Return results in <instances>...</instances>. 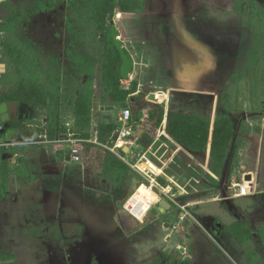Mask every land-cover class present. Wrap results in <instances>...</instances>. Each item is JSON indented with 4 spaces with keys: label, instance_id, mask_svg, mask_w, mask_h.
I'll return each mask as SVG.
<instances>
[{
    "label": "rangeland",
    "instance_id": "1",
    "mask_svg": "<svg viewBox=\"0 0 264 264\" xmlns=\"http://www.w3.org/2000/svg\"><path fill=\"white\" fill-rule=\"evenodd\" d=\"M107 1L0 0V92L33 83L47 97L43 107L24 101L19 109V121L42 127L27 124L0 136V253L18 264H264V0H138L141 11L115 16L133 61L121 88H135L157 104L162 101L150 95L164 92L167 101L176 97L177 110L209 121L215 115L207 107L200 113L190 108L189 97H221L235 139L215 174L210 157L177 142L166 145L162 136L149 150L155 137H142L136 143L146 150L137 148L135 156L132 149L127 160L143 176L131 170L116 187L126 190L121 197L100 200L85 191L93 185L81 186V168L65 159L66 140L81 138L69 130L61 137L60 125L74 123L77 94L90 83L89 73L87 139L98 144L85 146L101 163L117 157L110 150L114 135L98 131L102 125L122 130L119 120L129 108L110 100L103 81L113 46L109 30L102 34L92 15ZM108 106L114 111H102ZM138 123L131 118L126 126L142 135L145 127ZM3 154L11 158L2 161ZM150 181L173 194L181 190L175 201L191 205L193 218L178 219L174 204L164 212L155 206L143 218L157 199L146 187L147 201L135 195L130 207L143 219L131 215L127 199ZM238 184L263 188L236 199ZM238 225L250 232L241 242L235 239Z\"/></svg>",
    "mask_w": 264,
    "mask_h": 264
},
{
    "label": "trees",
    "instance_id": "2",
    "mask_svg": "<svg viewBox=\"0 0 264 264\" xmlns=\"http://www.w3.org/2000/svg\"><path fill=\"white\" fill-rule=\"evenodd\" d=\"M139 11H141V3L138 0L132 2L109 0L100 8L94 10L92 15L93 21L97 24L102 34L105 33V30H109L110 41L113 46V53L108 55V62L104 66L103 73V81L108 89L110 100L114 103L122 104L124 107H129L133 121H138L139 125L145 127L142 135H139V131L141 130H133L126 145L132 150L137 146L136 142L142 137H144L143 139H148L146 141H152L158 130L162 127L164 133L170 139L179 143L187 150L210 157L215 163V174H218L235 136L234 125L230 118L224 117L215 121H209L196 116L188 110L168 109L164 103L157 104L148 101L146 99L147 95L138 92L135 88L129 91H124L121 88V83L124 80L121 75L123 61L116 50L112 37V28L115 27V16H118L119 13ZM10 55L11 48L8 50V58H10ZM88 76L90 83H92L93 76L89 75V73ZM90 83L86 85L87 88L85 87L77 94L72 128L67 129L65 126L66 122L63 126L60 125L61 137L65 136L69 130L73 132V135L81 139L88 138L89 134L87 130L90 129L92 122V86ZM149 98L153 101H163L164 99L162 96L154 97L153 95H150ZM24 101L33 103L37 107H43L46 105L47 97L45 91L33 83H22L16 91L9 94L0 92V105L8 103L9 105H17L20 107ZM18 118L17 116L7 123L0 125L1 137H6L10 133L13 134L23 130L25 125L30 122L19 121ZM117 130L118 128L115 125H102L98 131L100 136L104 138L109 135H114L113 140H115L119 132ZM121 152L123 155H127L123 151ZM8 158H11V156L3 154L1 160L6 161ZM103 166V176L116 183L123 182L128 172L132 170L123 161L111 155L105 158ZM3 198H0V201ZM157 207L160 212L167 211L163 210L161 206ZM173 207L175 208L176 206L173 205ZM176 210L178 212V219H180V210L177 207ZM237 227L241 233L235 232L236 241L241 242L242 239L250 236L248 229L241 225ZM0 263L18 264L13 256L4 253H0Z\"/></svg>",
    "mask_w": 264,
    "mask_h": 264
},
{
    "label": "built area",
    "instance_id": "3",
    "mask_svg": "<svg viewBox=\"0 0 264 264\" xmlns=\"http://www.w3.org/2000/svg\"><path fill=\"white\" fill-rule=\"evenodd\" d=\"M1 52V50H0ZM2 55V54H1ZM1 58V57H0ZM132 118V113L129 108H127L125 111H123V114L120 118V122L125 124L122 130L118 132L116 140H114L115 143V149H110L121 161H123L125 164H127L134 172H137L143 176L142 171L138 168V164H133L129 160H127V157L129 155H123L120 150L121 144H127L128 138L133 132V129L130 127L128 128L126 125L130 122ZM72 123L70 121H66L65 126L68 129L71 127ZM1 130V128H0ZM69 145L68 151H70L71 156V163L76 164L82 168H91L94 164V161L96 158L93 156L92 152L85 146L86 143H93L98 144L96 141H93L91 139H75L70 136L69 139L66 140ZM132 154V153H131ZM135 156H140V153L136 154ZM140 187H146L148 188L156 197L157 199L148 207V210L144 214L143 218H145L149 212L155 207L160 206L161 201H165L172 205L174 204L177 208L180 210V220L185 221L189 218H193L191 213L188 210V206L180 205L177 201H175L176 194H173L171 189L159 186L155 181H150V185L143 184ZM140 189V188H139ZM139 189L136 191V193L127 201L125 205V209L133 215L135 218L140 220L133 211L128 207L130 202L133 201V198L138 193ZM253 191V188L248 186L247 184H238L237 190H236V197L239 198H245L248 197ZM137 203V201L135 202ZM142 218V219H143Z\"/></svg>",
    "mask_w": 264,
    "mask_h": 264
},
{
    "label": "crops",
    "instance_id": "4",
    "mask_svg": "<svg viewBox=\"0 0 264 264\" xmlns=\"http://www.w3.org/2000/svg\"><path fill=\"white\" fill-rule=\"evenodd\" d=\"M196 38V37H195ZM155 84H152L151 86H155ZM166 85H167V82L164 81V88L166 89ZM161 94H163V96L165 97L162 101V104H166L167 108H174L176 109V107H174V103L176 102V97H168L169 98V101H167V94L164 93V92H161ZM169 96V95H168ZM189 100L191 101V104H190V108L196 110L197 112H201L205 109V107H207V110L211 113V114H214L215 116H213V118H211L212 120L210 121H215V120H218L220 118H224L225 116V112L226 110L222 109L221 107V97H189ZM173 102V106L171 105ZM15 105L12 107L11 111H12V116L15 115ZM18 107V114H19V109L20 107ZM182 110V109H181ZM107 113V111H104ZM222 114V116H220ZM101 116V115H100ZM104 116V115H102ZM198 116V115H196ZM217 116H220L218 119H216ZM200 117V116H199ZM231 116L229 115V117L227 118H230ZM161 136L163 138H165V143L166 145H169V144H176V142L172 139H170L163 131L162 127L158 130L157 134L155 135V140H154V143L152 144V146L149 148L152 149V148H156L155 146L159 144V142H161ZM235 139V138H234ZM233 139V141H234ZM233 141L231 143V145L233 144ZM138 148H141L143 151L146 150V148L143 146H136ZM158 148V147H157ZM137 149L134 148V151L135 153H138L136 151ZM148 150V151H149ZM132 151V152H134ZM68 162V161H67ZM66 162V163H67ZM72 165H75L79 168H81V171H82V176H81V186L83 187H86L88 183H90L91 185L94 186V188H92V190L90 189H85V191H87L88 193H91L92 195L96 196L97 199H100L103 198V197H106L109 198L110 200H113V196L114 195H119L121 197V195L126 191L125 189H119V188H116L118 187V185H121L123 184V182L121 183H116V182H113V181H110L108 178L104 177L103 176V161L101 163V161H97L95 160L94 161V164L91 168H82L76 164H73L71 162H68ZM242 168H246L245 166H243ZM99 176V177H98ZM100 180V181H99ZM172 182V181H171ZM111 184L113 187L112 189H105L103 188V186L101 187L100 185H107V184ZM79 184H80V181H79ZM89 184V185H90ZM215 186V185H213ZM263 188V186L260 184L259 186H256V185H252V188H253V191L252 193L259 188ZM100 188V189H99ZM125 188V186L123 187ZM136 193V192H135ZM134 193V194H135ZM133 193L129 196V198L127 199V201L134 195ZM177 194H183L181 190H179V192L176 193V196ZM127 195V194H126ZM124 195V197L126 196ZM138 199L140 200V203H143V201H147V194L144 192L143 190V187H140L138 193L136 194ZM234 198L238 199L239 197H236L234 196ZM246 198V197H245ZM127 203V202H126ZM126 205V204H125ZM124 205V206H125ZM133 206V203L130 202L129 204V208ZM189 208L191 205H187ZM142 220V219H140Z\"/></svg>",
    "mask_w": 264,
    "mask_h": 264
},
{
    "label": "water",
    "instance_id": "5",
    "mask_svg": "<svg viewBox=\"0 0 264 264\" xmlns=\"http://www.w3.org/2000/svg\"><path fill=\"white\" fill-rule=\"evenodd\" d=\"M112 37H113V41L116 47V50L118 51L122 61H123V65H122V69H121V75L123 77L124 80H128L130 78V74L132 72V68H133V61L130 58V56L128 55V53L126 52V50L124 49V45L122 43V41L119 38V32L117 30L116 27L112 28ZM2 51L0 52V57H1ZM2 69H5V66H0ZM14 105H9L8 103H3L2 105H0V125L1 124H5L8 121H10L12 118H16L18 116V107L17 105H15V115L12 116V107ZM114 107H103L102 111H114ZM29 124L34 125V126H38V127H42L43 124L40 123L39 121H31L29 122ZM135 149H137L138 147H134ZM120 150L123 151L125 154L130 155L132 153V150L130 147H128L126 144H121L120 145ZM70 151H67V154L65 156L66 161L70 162L71 161V156H70ZM4 159H6V157H4ZM160 206L163 208V210H169L171 208L170 204L165 202V201H161ZM218 228H221V224H218Z\"/></svg>",
    "mask_w": 264,
    "mask_h": 264
}]
</instances>
